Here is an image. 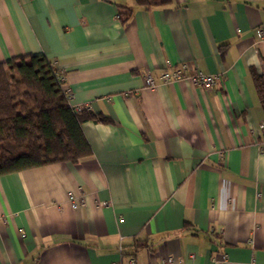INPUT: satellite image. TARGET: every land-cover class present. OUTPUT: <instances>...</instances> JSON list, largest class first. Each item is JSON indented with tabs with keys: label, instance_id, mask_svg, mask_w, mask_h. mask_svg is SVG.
I'll list each match as a JSON object with an SVG mask.
<instances>
[{
	"label": "crops",
	"instance_id": "obj_1",
	"mask_svg": "<svg viewBox=\"0 0 264 264\" xmlns=\"http://www.w3.org/2000/svg\"><path fill=\"white\" fill-rule=\"evenodd\" d=\"M260 29L264 0H0V62L46 55L112 119L82 123L90 156L0 175V264H264ZM180 64L218 85L160 79Z\"/></svg>",
	"mask_w": 264,
	"mask_h": 264
},
{
	"label": "trees",
	"instance_id": "obj_2",
	"mask_svg": "<svg viewBox=\"0 0 264 264\" xmlns=\"http://www.w3.org/2000/svg\"><path fill=\"white\" fill-rule=\"evenodd\" d=\"M171 0H135L145 8ZM131 10L121 11L126 20ZM264 110V72L251 69ZM87 120L112 119L70 104L55 63L44 54L21 55L0 62V175L51 163L76 162L92 154L82 130Z\"/></svg>",
	"mask_w": 264,
	"mask_h": 264
},
{
	"label": "built area",
	"instance_id": "obj_3",
	"mask_svg": "<svg viewBox=\"0 0 264 264\" xmlns=\"http://www.w3.org/2000/svg\"><path fill=\"white\" fill-rule=\"evenodd\" d=\"M260 34L263 35L264 31L260 29ZM57 74L60 82L64 85L66 83V76L63 70L57 69ZM160 79L163 82L170 81H179V80H187L193 85L201 86L206 89L214 88L218 85L219 78L216 75L208 74L203 72L200 69L189 70L186 64H180L174 68L164 69L160 73ZM144 79L147 85L154 86L156 84V79L150 71H146L144 75ZM66 89V88H65ZM66 91L69 94L68 89ZM259 131L261 134L264 133V121H262L259 125ZM84 202L83 199H75L73 197L72 204L77 207ZM227 260V255H223L221 258H213L212 264H223ZM174 262V258L172 256L166 257L162 259V264H172ZM129 264H137L136 259L133 257L129 260ZM254 264V263H253Z\"/></svg>",
	"mask_w": 264,
	"mask_h": 264
}]
</instances>
